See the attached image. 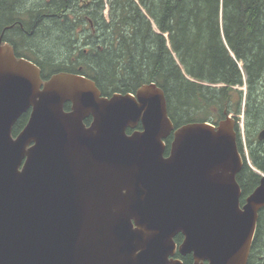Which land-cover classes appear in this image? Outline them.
I'll return each instance as SVG.
<instances>
[{"label": "water", "instance_id": "1", "mask_svg": "<svg viewBox=\"0 0 264 264\" xmlns=\"http://www.w3.org/2000/svg\"><path fill=\"white\" fill-rule=\"evenodd\" d=\"M234 124L174 129L154 83L102 96L81 74L42 80L0 42V264H247L264 173L240 206L235 175L257 171Z\"/></svg>", "mask_w": 264, "mask_h": 264}, {"label": "trees", "instance_id": "2", "mask_svg": "<svg viewBox=\"0 0 264 264\" xmlns=\"http://www.w3.org/2000/svg\"><path fill=\"white\" fill-rule=\"evenodd\" d=\"M15 20L20 27L9 37L17 34L5 40L16 57L39 67L43 80L81 74L102 96L154 83L175 129L216 126L229 116L237 123L244 115L249 161L264 172V142L256 138L264 128V0H0V33ZM237 179L242 205L260 176L244 162ZM247 264H264V209Z\"/></svg>", "mask_w": 264, "mask_h": 264}, {"label": "flooded vegetation", "instance_id": "3", "mask_svg": "<svg viewBox=\"0 0 264 264\" xmlns=\"http://www.w3.org/2000/svg\"><path fill=\"white\" fill-rule=\"evenodd\" d=\"M15 25H17V26H19L20 27V24H19V22L18 21H16L15 20V22H14V24H8V25H5L3 28H2V30H1V33H0V42H1V44H7V45H9L12 49H13V47L11 46V44L7 41V40H5L6 39V37H9L10 35V33L12 32V31H14L15 30ZM16 32H14L13 34H12V36L11 37H9V38H13V37H15L16 36ZM13 52H14V50H13ZM15 55V54H14ZM18 58V57H17ZM43 80V79H42ZM108 97V96H107ZM66 106V105H65ZM68 110H69V108H68ZM234 122H235V120H234ZM86 124V123H85ZM236 124V123H235ZM235 124H234V126H235ZM86 125H88V124H86ZM180 127V126H179ZM175 129V128H174ZM264 128H262V129H260L259 131H258V133L261 131V130H263ZM141 130V127L140 126H138V127H136L134 130H127L126 131V133L129 135L130 133H132V131H140ZM234 131H235V134H236V144H237V150H238V152H239V154H240V156L243 158V154L240 152V149H239V144L240 143H238V135H237V131H236V129L234 128ZM258 133H257V135H256V138H257V136H258ZM168 139H171V141H172V139H173V136H172V134H170L165 140H164V144H165V151H164V154H163V156L164 157H167L168 156V154H169V146H170V144H171V141H170V143H168V145H167V140ZM258 140V139H257ZM260 142V141H259ZM261 142H264V140H261ZM244 163V162H243ZM242 166H243V164H242ZM242 166H241V169H242ZM240 169V170H241ZM240 170H239V172H240ZM238 172V173H239ZM238 173L235 175V181H236V184H237V186H238V188H239V191H240V194H242V189H243V182H240V180L239 179H237V175H238ZM240 200H241V195H240ZM243 205V204H242ZM241 205V202H240V206H242ZM256 226H257V223H256ZM177 236H180L181 237V239H179L177 242L175 241V243H176V245L178 246L181 242H182V239H183V237H182V235L181 234H178ZM176 236V237H177ZM175 237V238H176ZM175 240V239H174ZM174 259H179L181 262H182V264H193L194 263V259H193V257H192V255L191 254H187V255H185V256H181V255H179L178 253H176L175 254V256L173 257Z\"/></svg>", "mask_w": 264, "mask_h": 264}, {"label": "rangeland", "instance_id": "4", "mask_svg": "<svg viewBox=\"0 0 264 264\" xmlns=\"http://www.w3.org/2000/svg\"><path fill=\"white\" fill-rule=\"evenodd\" d=\"M240 90H243V92L246 93L247 91V88H246V85H243ZM234 128L236 129L237 131V135L239 136V143L241 144V151L243 152L244 156L247 158V160L249 161V158H248V148H247V139H246V136H245V121H244V115H240L239 116V120L237 121V123L235 124ZM261 142V141H260ZM249 163L251 164V162L249 161ZM252 166V165H251ZM253 167V166H252ZM254 170H256L257 173L259 176L261 173H264L260 170H257L256 168L253 167ZM263 210V209H262ZM259 215V214H258ZM258 220V219H257ZM256 231V230H255Z\"/></svg>", "mask_w": 264, "mask_h": 264}]
</instances>
